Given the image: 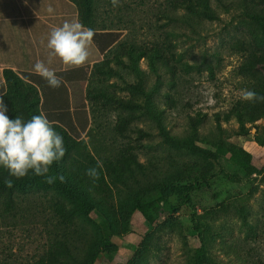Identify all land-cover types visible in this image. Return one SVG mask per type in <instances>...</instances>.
I'll return each mask as SVG.
<instances>
[{
    "label": "rangeland",
    "instance_id": "obj_1",
    "mask_svg": "<svg viewBox=\"0 0 264 264\" xmlns=\"http://www.w3.org/2000/svg\"><path fill=\"white\" fill-rule=\"evenodd\" d=\"M54 2L66 15L50 24L80 22L73 2ZM209 2L213 18L172 0H90L89 60L53 58L59 88L34 71L48 38L22 52L32 71L16 91L0 75L9 118L43 112L83 140L49 174L82 191L73 174L100 167L83 189L91 209L45 180L1 195L0 264H43L59 239L61 254L94 241L86 264H264V115L231 113L263 79L264 0Z\"/></svg>",
    "mask_w": 264,
    "mask_h": 264
},
{
    "label": "clouds",
    "instance_id": "obj_2",
    "mask_svg": "<svg viewBox=\"0 0 264 264\" xmlns=\"http://www.w3.org/2000/svg\"><path fill=\"white\" fill-rule=\"evenodd\" d=\"M110 2L113 7L120 4V0ZM47 11L53 13L54 9L49 5ZM94 36L93 29L78 21L66 20L62 25L53 27L47 40V48L50 50L48 62L46 64L37 60L34 64L35 73L46 80L50 87L59 88L63 78L48 64L52 63L53 58L59 57L69 68L85 65L90 57L89 48ZM240 98L252 103L264 102V95L249 89L242 90ZM6 113L7 107L0 98V167L16 179L24 178L32 172L44 177L46 183H54L57 176L49 173L51 166L66 154L63 136L43 112L32 115L27 120L22 116L9 118ZM86 175L93 181L99 179L97 167L87 169ZM58 179L65 181L63 175H59ZM4 183L9 188L13 186L12 179L6 178Z\"/></svg>",
    "mask_w": 264,
    "mask_h": 264
},
{
    "label": "trees",
    "instance_id": "obj_3",
    "mask_svg": "<svg viewBox=\"0 0 264 264\" xmlns=\"http://www.w3.org/2000/svg\"><path fill=\"white\" fill-rule=\"evenodd\" d=\"M77 6L78 14L80 23H82L84 26H90V15H91V6H90V0H70ZM174 4L176 5H184V8L189 13V15H195V16H205L207 18H213L215 17V11L213 7L211 6L209 0H172ZM88 26V27H89ZM91 28V27H90ZM253 68V65L250 67ZM262 77L263 79L260 81L259 85L257 87L253 88L255 92H257L260 95H264V63L260 64ZM243 69H245L243 67ZM24 73H21V76H23ZM2 77L5 80L6 83V91H16L20 84H21V78L19 75L13 71L11 68L4 67L2 69ZM231 113L235 115L240 120H246V121H254L256 118L264 115V102H248L245 101L243 103L237 102L232 108ZM65 147L67 149L66 153L68 152V149L71 148L72 144H74V148L79 149L83 143V140H77L73 139L72 142H70V137L65 133L63 135ZM66 155V154H65ZM65 157V156H64ZM64 157L59 162L62 163ZM84 167L86 165H92L94 163V160H83L80 162ZM93 166V165H92ZM80 166H77L79 168ZM100 167L97 166V170H99ZM9 178L13 180V186L11 188L7 187L4 183L5 179ZM42 180H45L42 176H36L32 172H29V175L21 178L16 179L15 177H10L8 172L5 174H0V196L4 195L6 202L9 203L12 201L13 192L16 190H22L25 188H28L34 184L40 183ZM56 187L61 190V194L69 197V198H82V201L85 205L88 206V209H91V206L89 204V200L86 197H89V192L83 191L85 186H89V179L85 172L77 171L73 174L70 183L80 185L82 188V191L80 190H72L70 187L67 188L64 184V182H61L58 178L55 180ZM59 215L62 217L63 213H59ZM94 242V241H93ZM93 242L89 244L84 243H77L75 242L72 245L67 248L64 254L59 253L56 249H60L62 243H64V240L59 239L58 245H56V249L50 250L47 252L46 259L41 261L43 264H86V259L90 255L92 256L94 254L93 251Z\"/></svg>",
    "mask_w": 264,
    "mask_h": 264
},
{
    "label": "crops",
    "instance_id": "obj_4",
    "mask_svg": "<svg viewBox=\"0 0 264 264\" xmlns=\"http://www.w3.org/2000/svg\"><path fill=\"white\" fill-rule=\"evenodd\" d=\"M5 1L7 6L3 8L1 2ZM54 1L0 0V65L3 68L13 66L19 76L32 71L23 67L26 61L22 59V52L30 47L35 54L36 44H43V40L48 38L47 31L56 27L50 24L53 17L66 15L60 12ZM69 1L59 0L60 4ZM49 5L54 9L53 13H48Z\"/></svg>",
    "mask_w": 264,
    "mask_h": 264
}]
</instances>
